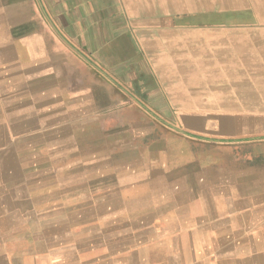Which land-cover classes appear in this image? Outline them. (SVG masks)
<instances>
[{
	"label": "crops",
	"instance_id": "1",
	"mask_svg": "<svg viewBox=\"0 0 264 264\" xmlns=\"http://www.w3.org/2000/svg\"><path fill=\"white\" fill-rule=\"evenodd\" d=\"M224 1L175 19L169 0H0V264H264V0ZM99 68L136 75L137 95L204 100L168 111L187 139L149 127L137 158L102 169L107 198L73 204L95 160L63 141L62 115ZM88 213L100 230L79 239Z\"/></svg>",
	"mask_w": 264,
	"mask_h": 264
},
{
	"label": "rangeland",
	"instance_id": "2",
	"mask_svg": "<svg viewBox=\"0 0 264 264\" xmlns=\"http://www.w3.org/2000/svg\"><path fill=\"white\" fill-rule=\"evenodd\" d=\"M198 0H169L170 4H159V11H166L173 13L175 19H178L182 14L189 13L195 16L201 13L204 4H197ZM211 1V0H202ZM216 1V0H212ZM225 2L224 0H221ZM237 1V0H235ZM240 1V0H238ZM246 3L247 0H241ZM227 2V1H226ZM32 7L38 8L37 4H32ZM200 6V7H199ZM217 7H230L228 3L218 4L214 2L210 8H206L203 13H213L212 10ZM263 5H261L262 7ZM166 7V8H165ZM264 8V6H263ZM205 18L198 19L199 22ZM197 21V19H194ZM46 26L50 24L46 20ZM213 26V25H212ZM175 56V53H174ZM87 70V74L83 69H79L80 73H84L82 82L86 79L92 81V95H79L77 104V114L69 117L66 114L62 115V122L64 124L74 123L73 129L67 128L63 131V141L71 144V141H78L79 156L92 157L95 160V173L92 179L78 178V195L72 198L73 204L78 203H93L100 204L107 197L106 191H103L108 181L103 177V168L108 166L107 162L117 165L122 158H137V140L147 139L149 127L152 129V137L156 135L157 139L173 138L174 140L187 139L184 134L179 131V125L169 118L168 111L173 109L176 112L180 111L182 106H188V102H197L204 100L203 95H187L190 101L185 97L186 95H172L174 100H169V95H137V76L129 78L126 83L118 82L116 79L104 69ZM194 72V71H193ZM190 69V87L197 88L195 80L197 76ZM90 73H92V78ZM193 74V76L191 75ZM136 77V78H135ZM135 79V83L132 81ZM181 76L163 77L159 86L162 87L163 93L166 88H172L174 92L180 91L181 84L179 82ZM81 80H78V84ZM162 90L157 91L160 93ZM156 92V93H157ZM171 96V95H170ZM169 96V97H170ZM86 97V98H85ZM172 101V102H171ZM64 103L68 105L67 100ZM185 104V105H183ZM192 106V103L191 105ZM168 114V115H167ZM146 130L147 132H144ZM181 130V129H180ZM92 144V145H91ZM94 144V145H93ZM84 145V146H83ZM87 145V146H86ZM67 147V146H66ZM82 147V148H80ZM84 147V148H83ZM53 148L45 147L46 155L52 156ZM64 150V149H63ZM69 151V147L66 148ZM75 150H77L75 148ZM69 155V154H68ZM98 171V172H96ZM116 182V181H114ZM112 183V180L109 182ZM87 187L93 192L92 195L86 196L81 194V191H86ZM115 197V196H110ZM85 214V213H79ZM67 213L63 214V218ZM102 221L101 213H88L84 219L77 220V232L79 239H85L87 235L96 234L100 230L99 225ZM21 230H26L21 228ZM20 230V232H21ZM116 230V229H114Z\"/></svg>",
	"mask_w": 264,
	"mask_h": 264
},
{
	"label": "water",
	"instance_id": "3",
	"mask_svg": "<svg viewBox=\"0 0 264 264\" xmlns=\"http://www.w3.org/2000/svg\"><path fill=\"white\" fill-rule=\"evenodd\" d=\"M49 23H50L51 27L59 34V32L57 31V29L55 28V26L53 25V23L50 20H49ZM59 36L62 37L60 34H59ZM79 54L82 55L81 53H79Z\"/></svg>",
	"mask_w": 264,
	"mask_h": 264
},
{
	"label": "bare ground",
	"instance_id": "4",
	"mask_svg": "<svg viewBox=\"0 0 264 264\" xmlns=\"http://www.w3.org/2000/svg\"><path fill=\"white\" fill-rule=\"evenodd\" d=\"M47 107H48V105H47ZM92 145V144H91ZM94 145V144H93ZM79 146V145H78ZM84 146V145H83ZM87 146V145H86ZM80 148H82V147H80ZM84 148V147H83ZM79 149V148H78ZM70 151V150H69ZM67 152H68V150H67ZM62 153V152H61ZM63 155V154H62ZM77 156V155H76ZM75 156V157H76ZM63 157V156H62ZM70 158V157H69ZM78 162V161H77ZM66 166V165H65ZM63 167V166H62ZM155 169V168H154ZM252 173V172H251ZM178 179V178H177Z\"/></svg>",
	"mask_w": 264,
	"mask_h": 264
}]
</instances>
